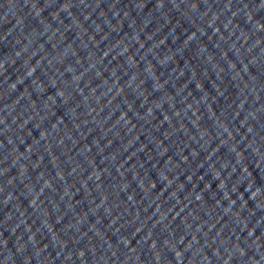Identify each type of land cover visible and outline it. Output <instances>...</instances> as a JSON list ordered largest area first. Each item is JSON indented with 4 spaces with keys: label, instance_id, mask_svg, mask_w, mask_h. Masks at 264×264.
Here are the masks:
<instances>
[{
    "label": "water",
    "instance_id": "obj_1",
    "mask_svg": "<svg viewBox=\"0 0 264 264\" xmlns=\"http://www.w3.org/2000/svg\"><path fill=\"white\" fill-rule=\"evenodd\" d=\"M0 264H264V0H0Z\"/></svg>",
    "mask_w": 264,
    "mask_h": 264
}]
</instances>
